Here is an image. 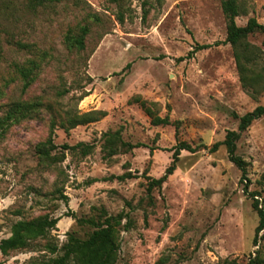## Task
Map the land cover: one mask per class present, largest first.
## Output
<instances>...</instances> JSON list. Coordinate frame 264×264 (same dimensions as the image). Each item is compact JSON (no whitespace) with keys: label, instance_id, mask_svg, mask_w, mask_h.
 Masks as SVG:
<instances>
[{"label":"rangeland","instance_id":"rangeland-1","mask_svg":"<svg viewBox=\"0 0 264 264\" xmlns=\"http://www.w3.org/2000/svg\"><path fill=\"white\" fill-rule=\"evenodd\" d=\"M236 1L238 26L250 18L264 26V0ZM84 26V50L67 47L65 38ZM225 39L221 0H0V119L11 103L43 105L0 137V241L17 221L49 215L60 220L47 240L60 250L69 235L86 239L95 229L79 220L100 224L122 214L118 264H249L264 254V229L253 244L259 217L252 206L255 199L264 211V116L235 143L248 182H240L225 147L209 151L227 132L239 133L240 117L264 106V91L242 87ZM248 42L262 53L257 70L264 75V37ZM203 45L209 48L188 56ZM30 59L42 61L22 90L14 65ZM63 89L69 92L60 98ZM91 112L103 116L60 128L65 113ZM155 116L170 124L154 125ZM51 118L55 145L83 143L91 152L40 157L36 147L48 139ZM116 132L141 147L107 157L104 135ZM179 142L205 148L182 151L175 172L148 194L149 179L164 175ZM47 240L0 253V264L52 257L43 250Z\"/></svg>","mask_w":264,"mask_h":264},{"label":"trees","instance_id":"trees-1","mask_svg":"<svg viewBox=\"0 0 264 264\" xmlns=\"http://www.w3.org/2000/svg\"><path fill=\"white\" fill-rule=\"evenodd\" d=\"M221 9L226 20V44H229L233 50V56L236 63L239 78L242 87L250 90L252 95H258L264 91V75L261 70H257L259 60L262 59L261 51L248 42V38L255 34H261L264 37V26L259 24L256 19L250 18L246 25L238 26L236 18L240 15V10L236 0H221ZM120 21L122 18L119 19ZM86 26L79 29L78 35H68L65 38L67 47L70 49H77L79 51L85 48V37L88 34ZM16 46L21 49H27L28 45L16 43ZM209 48L208 45L196 47L188 56H191L197 51ZM40 61L37 59H30L25 64H15L14 68L17 77L22 83V90H26L34 81L36 72L40 68ZM129 66V65H128ZM68 89H63L58 93V97L62 98L68 94ZM86 96V95H85ZM83 96V97H85ZM83 97H80L81 100ZM143 109L150 115V108H147L146 103H141ZM40 101L33 102H15L11 103L8 110L5 112L3 118L0 119V137H2L7 128L14 123H20L26 119L36 118L39 109L42 108ZM48 109L51 107L47 106ZM103 116L102 112H91L83 115H72L65 113L64 119L60 122V128L68 132L70 129L79 125L93 123ZM264 116V106H258L251 113L240 117L238 132L229 131L226 133L222 142L215 143L209 151L216 152L220 147H225L229 160L241 171L240 182H248L246 179V168L244 161L236 156V141L240 137V132L245 131L254 121ZM152 123L156 126L169 125L170 121L167 117H153ZM174 124H178L175 122ZM56 121L51 118L50 121V135L48 139L37 145L36 153L45 160H52L51 152L57 149L62 151H76L79 150L83 156L88 155L92 146L83 143H78L74 146L62 145L58 147L52 140V133L56 128ZM105 147L108 151L107 157L115 156L120 149L124 151H131L135 148L141 147L140 144L132 145L125 143L120 138L118 132L107 133L104 135ZM200 148H205L204 145L192 147L186 142H179L173 149L172 160L170 165L166 168L165 173L158 179H149L146 191L148 194L155 188H161L166 182L167 178L171 176L176 170V164L179 160L180 153L186 151L189 153H196ZM119 180L132 178L130 175H122L117 177ZM247 185H244V192L247 193ZM60 197L64 202L67 197L62 195L59 191ZM256 195L249 193V197L253 199ZM253 209L257 212L259 217V224L255 229L253 238L254 246L257 245L259 233L264 229V211L258 209V202L253 199ZM123 219L122 214L116 216H106L99 224L93 220H79L80 224H87L95 229L88 235L86 239H79L72 235L68 236L66 243L59 250L58 247L48 241L49 233L54 230L59 222V218H52L49 215H44L33 220H21L14 223L11 227L10 236L0 241V253L6 257L11 252L17 250H24L30 247L31 244L37 240H47L43 246V250L47 251L52 257L45 259H36V264H118V227L121 225ZM128 224V223H126ZM60 254L58 255V253ZM249 264H264V254H257L253 259H250Z\"/></svg>","mask_w":264,"mask_h":264}]
</instances>
